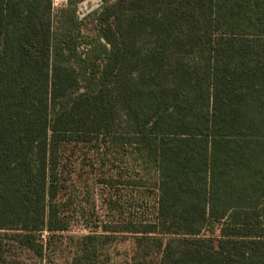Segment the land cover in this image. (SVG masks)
<instances>
[{
    "label": "trees",
    "instance_id": "trees-1",
    "mask_svg": "<svg viewBox=\"0 0 264 264\" xmlns=\"http://www.w3.org/2000/svg\"><path fill=\"white\" fill-rule=\"evenodd\" d=\"M83 1L0 0V264L8 240L51 258L97 179L156 189L155 215L82 205L73 264L116 234L120 264H264V0Z\"/></svg>",
    "mask_w": 264,
    "mask_h": 264
},
{
    "label": "rangeland",
    "instance_id": "rangeland-1",
    "mask_svg": "<svg viewBox=\"0 0 264 264\" xmlns=\"http://www.w3.org/2000/svg\"><path fill=\"white\" fill-rule=\"evenodd\" d=\"M67 0H54V10L57 12L66 5ZM102 0H85L80 4V15L99 8ZM128 162V161H127ZM126 173L133 174L136 179L147 180L156 175V170L144 163L141 159L131 158L128 165L124 164ZM134 171V172H133ZM94 177H100L94 176ZM132 179V178H130ZM95 204L97 214L104 220H114L121 217L133 216L145 219L153 218L157 205V192L154 188H147L141 184H121L120 189H110L100 181L92 180L90 189H77V218L69 231L58 232L53 238L52 248L49 249L50 257L41 260L32 251L22 248L20 245L8 240L6 249L8 254L18 255L23 264H73L71 256L74 252L72 235H80L88 230L85 227V218L81 214V206L88 209L89 205ZM207 233V232H206ZM218 233V230H215ZM47 235V233H44ZM133 247V240L129 234H116L111 246L106 249L111 253L108 264H120V260L128 255Z\"/></svg>",
    "mask_w": 264,
    "mask_h": 264
}]
</instances>
